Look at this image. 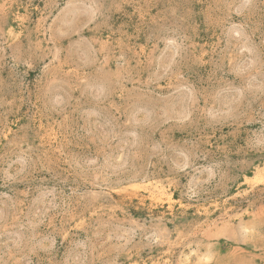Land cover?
Masks as SVG:
<instances>
[{
    "label": "rangeland",
    "instance_id": "1",
    "mask_svg": "<svg viewBox=\"0 0 264 264\" xmlns=\"http://www.w3.org/2000/svg\"><path fill=\"white\" fill-rule=\"evenodd\" d=\"M0 264H264V0H0Z\"/></svg>",
    "mask_w": 264,
    "mask_h": 264
},
{
    "label": "bare ground",
    "instance_id": "2",
    "mask_svg": "<svg viewBox=\"0 0 264 264\" xmlns=\"http://www.w3.org/2000/svg\"><path fill=\"white\" fill-rule=\"evenodd\" d=\"M159 192H160V190H159ZM159 192H157V193H159ZM161 194V193H160ZM154 195V194H153Z\"/></svg>",
    "mask_w": 264,
    "mask_h": 264
}]
</instances>
